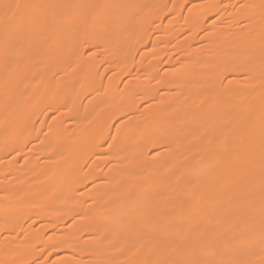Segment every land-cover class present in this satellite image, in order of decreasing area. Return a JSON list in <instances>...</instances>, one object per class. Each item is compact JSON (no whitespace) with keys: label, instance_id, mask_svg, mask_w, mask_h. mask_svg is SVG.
Listing matches in <instances>:
<instances>
[{"label":"bare ground","instance_id":"6f19581e","mask_svg":"<svg viewBox=\"0 0 264 264\" xmlns=\"http://www.w3.org/2000/svg\"><path fill=\"white\" fill-rule=\"evenodd\" d=\"M202 3L192 4V29ZM244 6L242 24L228 25L223 35L213 23L202 49L187 50L158 80L180 90L171 106L167 93L145 86L156 65L118 90L113 80L120 73L95 82L80 57L85 42L106 55L124 42L122 52L107 58L119 71L127 67L121 59L131 58V40L148 32L138 15L161 10V0H0V151L33 129L39 97L52 107L68 104L40 148L44 155L52 151L54 166L38 168L30 154L26 159L30 193L20 196L16 188L25 176L8 179L0 167V224L6 209L39 191L46 215L39 227H55L62 239L53 264H264V0ZM238 31L244 34L234 37ZM230 41L241 46L224 49ZM26 88L33 89L32 101ZM64 215L69 223L58 224ZM98 241L101 247L88 248Z\"/></svg>","mask_w":264,"mask_h":264},{"label":"rangeland","instance_id":"374dc122","mask_svg":"<svg viewBox=\"0 0 264 264\" xmlns=\"http://www.w3.org/2000/svg\"><path fill=\"white\" fill-rule=\"evenodd\" d=\"M161 0V10H152L148 12L147 16L138 15L137 23L139 25H148V32L145 35L144 40L132 41L131 51L129 53L130 59L129 61L123 62L122 70L119 71L115 69L113 64L109 62V58L107 56L109 54H113L116 51L122 52V47L124 42L120 43L117 49H111L107 55L99 47L92 41L83 43L82 49L80 53H82L81 58L87 62L88 71L93 73V77L95 82H105L110 76H112L115 72L120 73L114 78V84L116 88L119 90L123 84L127 83V81H131L134 78H138L147 71L146 68L154 67L155 70L153 74L148 78L143 79L145 86L147 87H155L154 89H161L162 93H167L169 98H171L170 105L176 106V97L179 95L180 90H177L174 86H166L162 82L161 84L158 82L159 79H164L165 76L169 73L172 68L178 67V61L183 56V54L190 49H198L201 50L203 45L206 44V40L202 37L207 29L213 23H220L221 31L223 35L228 31V25L232 23L242 24L241 22V12L244 10V1L245 0ZM203 2L200 8L201 9V21L197 27L192 29L187 23L190 16L195 12V8L192 7L193 3ZM103 12H101V16ZM63 15H59L54 18V20H61ZM98 17L95 16L94 20L91 22L87 21L83 24L84 28L88 24H92ZM135 37L136 32H131ZM241 31L235 33L234 37H239L243 35ZM58 36V33H53L51 36ZM80 43V39L78 40ZM178 44H182L179 46ZM236 46H241L237 44V42H228L223 44L224 49L236 48ZM185 48V49H184ZM153 54L152 56L150 55ZM141 54L148 55L147 57L138 59ZM45 57H50V55L45 54ZM204 57V56H203ZM146 58V59H145ZM132 59V60H131ZM67 59L66 61H68ZM65 61V62H66ZM156 62V64H155ZM144 70V71H143ZM17 70L12 73H8L9 77H13L17 74ZM220 78L222 81L226 82L228 75V68H224L220 71ZM13 74V75H12ZM12 75V76H11ZM58 73H55V76H58ZM1 77V74H0ZM39 77V76H38ZM42 81V80H41ZM32 88H26V93L29 98V101H32ZM43 90H46L44 88ZM58 92L54 94L57 96ZM64 99L68 100V93H64ZM87 97H89V90L82 92V96L79 99V104L84 105ZM138 99L140 95H137ZM41 100L43 97H39ZM37 99L35 108L38 111V116L34 117L33 121V129L30 128L29 131L23 134H17L14 136L9 142L3 152L0 151V167L3 170L1 175H7L6 178L15 177L20 179L23 175L25 176V180L20 181V185L16 188H20L21 193L20 196L25 195L31 192V189L28 185V181L33 178L32 173H25L24 171L29 166L30 162H27L26 159H29V154L32 156V163L38 167L44 166H54L53 160H50L48 157L51 156L52 151H50L47 155H44L41 151V146L44 143H47L49 126L60 117L62 113L68 107V104L52 107L47 100L41 101ZM42 103H41V102ZM38 103V104H37ZM41 103V104H40ZM143 100L140 98L136 100L135 107H142ZM170 106V107H171ZM174 106V107H175ZM61 113V114H60ZM116 120V121H115ZM113 122V123H112ZM112 128H116L118 126L117 119H112L110 122ZM17 125V124H16ZM37 127L40 128L37 131ZM48 132V133H47ZM40 136L43 138V141H40ZM109 141H106V145L108 146ZM31 144H34L36 150L30 151ZM0 146H4L0 143ZM5 147V146H4ZM109 149L103 151L101 153V157H107ZM151 156V154H150ZM92 166V167H91ZM94 169V165L89 164L85 167L87 172H91ZM0 175V176H1ZM43 174H39L37 176H42ZM26 181V182H25ZM33 197L29 199H20L19 206L15 210H5L2 214L4 216V223L0 224V264H9L10 259H15L18 255L27 254L28 258L25 262L21 264H53V259L60 250V244L62 239L56 238L58 232L56 228L53 226H44L42 228L39 225L46 219L44 210L39 209L42 207V203L44 202L45 195L43 196L39 191H35L32 194ZM82 202L86 201L85 199H81ZM80 200V201H81ZM5 201L0 200V205H2ZM58 210H61V206H57ZM70 218H67L64 215L58 222V224H68ZM11 226H14L11 227ZM73 232V231H72ZM37 237V241L33 240L32 236ZM87 235L84 236V239ZM49 243H47V241ZM25 242L24 246L18 250L17 246ZM103 241H98L95 243H89V249H94L101 247L103 245ZM65 251V250H64ZM68 253V252H66ZM76 259H78V255H74ZM87 256H83V260H86ZM81 264V263H79Z\"/></svg>","mask_w":264,"mask_h":264}]
</instances>
